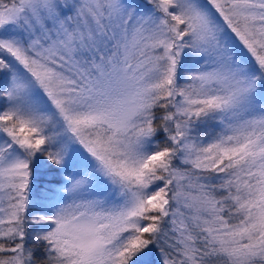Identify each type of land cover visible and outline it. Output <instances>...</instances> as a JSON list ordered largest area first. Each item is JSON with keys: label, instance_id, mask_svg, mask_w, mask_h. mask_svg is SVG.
<instances>
[{"label": "snow or ice", "instance_id": "6c2138e0", "mask_svg": "<svg viewBox=\"0 0 264 264\" xmlns=\"http://www.w3.org/2000/svg\"><path fill=\"white\" fill-rule=\"evenodd\" d=\"M0 264H264V0H0Z\"/></svg>", "mask_w": 264, "mask_h": 264}]
</instances>
